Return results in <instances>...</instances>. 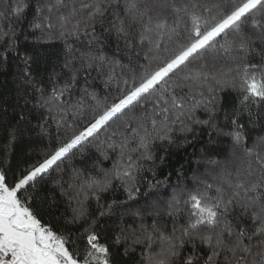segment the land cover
Here are the masks:
<instances>
[{"label":"snow or ice","instance_id":"6c2138e0","mask_svg":"<svg viewBox=\"0 0 264 264\" xmlns=\"http://www.w3.org/2000/svg\"><path fill=\"white\" fill-rule=\"evenodd\" d=\"M29 9L24 40L36 48L63 44L51 71L40 70L47 57L20 52L16 23ZM0 49V71L15 54L16 120L3 151L21 124L49 141L11 179L0 161V264H113V247L128 255L135 246L140 264H264V135L248 143L249 129L264 121V0H11L0 11ZM226 91L235 95L230 109ZM222 109L227 131L217 119ZM204 128L210 142L213 132L231 141L229 156L210 158L215 167L193 171L191 186L178 182L164 200L154 192L168 184L156 179L157 144H190ZM87 145L110 149L115 159L95 174L73 169L56 182L61 199L53 204L66 205L58 220L82 229L74 240L71 230L55 231L39 216L48 196L38 183L63 174L60 164ZM142 180L153 198L125 213L132 223L122 222L109 244L98 225L117 202L105 207L99 194L122 188L127 200L119 203L128 205Z\"/></svg>","mask_w":264,"mask_h":264},{"label":"trees","instance_id":"16d2710c","mask_svg":"<svg viewBox=\"0 0 264 264\" xmlns=\"http://www.w3.org/2000/svg\"><path fill=\"white\" fill-rule=\"evenodd\" d=\"M6 2L10 4L11 0H0V11L4 10ZM33 14L34 10L29 9L27 11V19L16 23L17 32L19 34L18 46L21 54L28 51L29 53H34L38 57H47L48 64H41L40 70L44 71V69L47 68L48 71H51L52 63L56 62L57 59L62 56L63 44L60 41H53L51 44H42L36 48L31 44V37H29V41L26 42L24 40V35L27 34L28 21L32 19ZM112 47H115V42H113ZM0 51H2V49H0ZM14 59L15 54L9 53L6 71H0V161L6 160L7 164L10 166L11 171H8V168H5V170L8 171L9 179H11L13 171H17L18 169H22L32 164L37 154L41 153L49 143L47 138H44L43 140L38 139L35 132L30 131L21 124L18 128L17 139L13 146L7 153L3 151L9 140L7 134L8 130L15 125L16 120V117L13 114V105L16 100V89L13 82ZM221 62H223V58H221ZM57 71H59V69H57ZM97 90L99 91L101 98H103V86L98 85ZM113 94L115 93L113 92ZM221 95L223 97L224 108L230 109L235 103L234 93L226 91ZM20 105L21 108L24 107L23 101L20 102ZM28 107L31 108V104H29ZM20 110V108L16 109V111ZM259 111L264 113V107H260ZM200 116L202 119L206 118L202 112L200 113ZM217 119L221 127H224L225 131H227L230 125H224L223 109L218 113ZM32 122L35 123V120ZM120 122L121 121H116L117 124ZM113 127H115V124ZM61 132H63V130H61ZM50 134L53 138L56 137L57 127L55 124H50ZM260 135H264V121H261V127L249 129L248 143L251 144L252 138ZM103 138L104 134H101L100 139ZM189 140H191L190 144H183L182 146L157 144L155 149L157 154L156 164L158 165L156 169V179L164 180V178L167 177L168 184L155 189L154 192L161 194L164 200H167L171 196L172 189L178 182L188 183L189 186H191L189 178L192 176L193 171H198V173L203 174L207 170L215 167L214 165L206 163L210 158L223 162L229 156L231 141L227 137H217L213 132L212 140L210 142L209 130L206 128L197 129V138L192 139L190 136ZM54 142L55 141L53 140V143ZM105 154L109 159L104 158ZM160 156H164V159L160 160ZM114 159L115 155L110 149H107L105 153L98 151L93 145H87L83 150L75 151L74 154L70 155L60 164V168L65 170L63 174H60L58 171H53L50 176H45L41 179L38 183V188L41 190L42 195L47 194L48 196V201L37 209L43 222L50 224L55 231H63L67 233L71 230L73 233L72 238L75 240L82 229H77L74 225H67V227H65V221L62 219L58 220L60 214L64 212L66 205L64 203L58 205L53 204V197H55L56 200L61 199L59 190L55 189V184L60 179L61 175H63L64 179H67V176L71 174L73 169H80L95 174L99 172L100 169L110 168ZM3 166V164H0V167ZM181 166H183V170L178 177L177 170L180 169ZM217 171H219L218 168ZM145 176L148 179H151L152 174L148 172L145 173ZM114 183L118 184L119 182ZM139 188L140 191L136 194V200L128 201L130 207L119 203L120 201L127 200V194L122 188L113 187L108 192H102L99 194L100 203L105 207L113 201L117 202L113 205L111 214L100 218L98 225V231L100 232L101 238L106 239L109 244H111V240L115 235V230L122 222L125 225L132 223V217L125 215V213L135 211L137 208L143 210L145 201H151L153 198L154 193L148 190V184L145 181H141ZM146 192L148 195H145ZM50 205L52 206L50 207ZM89 208L94 216L98 215L95 211L97 208V202L95 199L91 200ZM144 219L145 223L151 225V217L145 216ZM167 222L169 225L171 224L170 220ZM77 245L81 250L84 248L83 241L77 240ZM141 252V246H135L134 250L129 251L128 255H124L123 247L120 248L119 252H117L116 247H113V264H140Z\"/></svg>","mask_w":264,"mask_h":264}]
</instances>
